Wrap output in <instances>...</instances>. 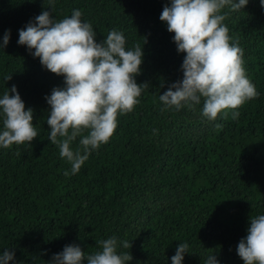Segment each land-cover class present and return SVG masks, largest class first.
Here are the masks:
<instances>
[{
    "label": "trees",
    "instance_id": "trees-1",
    "mask_svg": "<svg viewBox=\"0 0 264 264\" xmlns=\"http://www.w3.org/2000/svg\"><path fill=\"white\" fill-rule=\"evenodd\" d=\"M165 4L170 0H55V20L79 9L97 42L115 29L127 50L139 45L136 81L148 82L136 108L118 117L109 143L71 174L46 121L45 97L64 79L17 43L21 28L51 11L49 0H0V43L11 30L0 48V98L15 85L38 132L31 144L0 147V252L14 251L15 264H49L71 244L91 254L112 236L131 241L130 249L118 247L133 257L126 264H172L180 243L189 245L183 264H205L213 254L220 264H244L237 245L250 218L264 214V8L249 0L239 12L224 9L259 96L238 109L237 119L229 113L212 121L202 114L203 100L161 111L159 96L182 79L185 55L159 18ZM79 139L72 147L83 154Z\"/></svg>",
    "mask_w": 264,
    "mask_h": 264
},
{
    "label": "clouds",
    "instance_id": "clouds-1",
    "mask_svg": "<svg viewBox=\"0 0 264 264\" xmlns=\"http://www.w3.org/2000/svg\"><path fill=\"white\" fill-rule=\"evenodd\" d=\"M249 0H170L160 14L167 30L174 33L177 51L184 53L183 77L160 94L165 106L161 109H189L203 100L202 114L208 120L218 117L232 119L238 109L259 96L255 84L244 67V50L224 23L228 13L241 11ZM264 8V0H260ZM51 11L43 10L19 30L17 43L27 47L48 71L64 79V87H54L45 99L50 105L47 124L48 139L59 147V155L71 165V174L80 171L92 151L109 143L118 127V117L131 113L140 103L148 82L137 83L141 74L143 51L139 45L127 50L121 31L111 30L106 39L96 41L97 33L89 22L81 19L82 12L73 9L70 17L53 18L55 0H49ZM11 30L3 35L0 48L10 40ZM34 50V51H33ZM5 79L11 80L8 75ZM0 98V147L11 148L31 142L38 136L34 127V110L26 109L17 87ZM11 93V94H10ZM219 128L220 125H217ZM155 131V130H153ZM79 139L80 148L72 144ZM66 176L69 172L64 173ZM100 250L86 254L79 245H66L53 254L49 264H126L133 259L128 252L131 241L118 242L115 236L97 242ZM244 264H264V214L250 218L246 237L236 248ZM189 252L187 243H180L171 257L172 264H183ZM15 264V252H0V264ZM205 264H220L216 255L207 257Z\"/></svg>",
    "mask_w": 264,
    "mask_h": 264
}]
</instances>
